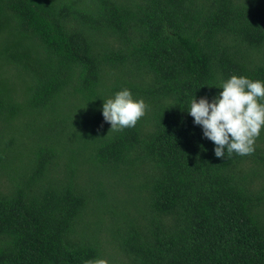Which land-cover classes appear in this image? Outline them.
Segmentation results:
<instances>
[{
  "label": "trees",
  "instance_id": "obj_1",
  "mask_svg": "<svg viewBox=\"0 0 264 264\" xmlns=\"http://www.w3.org/2000/svg\"><path fill=\"white\" fill-rule=\"evenodd\" d=\"M233 73L264 0H0V264H264V129L217 157L184 109Z\"/></svg>",
  "mask_w": 264,
  "mask_h": 264
},
{
  "label": "clouds",
  "instance_id": "obj_2",
  "mask_svg": "<svg viewBox=\"0 0 264 264\" xmlns=\"http://www.w3.org/2000/svg\"><path fill=\"white\" fill-rule=\"evenodd\" d=\"M219 91L211 98L192 95L184 108L193 123L210 139L217 157L229 154H250L254 142L264 129V79H253L243 74H231L215 85ZM147 104L143 98L134 97L127 87L103 99L101 113L113 130L134 127L145 114ZM84 264H107L103 258Z\"/></svg>",
  "mask_w": 264,
  "mask_h": 264
}]
</instances>
